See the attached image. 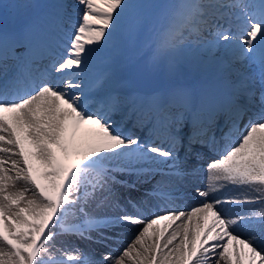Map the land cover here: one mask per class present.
Returning <instances> with one entry per match:
<instances>
[{"label": "snow or ice", "instance_id": "obj_1", "mask_svg": "<svg viewBox=\"0 0 264 264\" xmlns=\"http://www.w3.org/2000/svg\"><path fill=\"white\" fill-rule=\"evenodd\" d=\"M254 199L264 0L0 2V264H264V207H228ZM127 225L117 256L72 243Z\"/></svg>", "mask_w": 264, "mask_h": 264}, {"label": "bare ground", "instance_id": "obj_2", "mask_svg": "<svg viewBox=\"0 0 264 264\" xmlns=\"http://www.w3.org/2000/svg\"><path fill=\"white\" fill-rule=\"evenodd\" d=\"M1 2V1H0ZM7 3H12L14 0H7ZM133 126V125H132ZM130 127L132 131H135L133 127ZM138 130V129H136ZM139 131V130H138ZM206 157L198 168V174L194 177H190L188 180L185 181V191L183 192L180 199L175 200L174 203H170L168 205L169 208H179L180 210H185L190 206H194L198 204L199 199L195 196L194 190L199 188H204L205 184L210 185L211 180L208 175V168H207V160ZM24 182L21 181L19 183V187L23 186ZM222 188L225 187L223 182H221L220 185ZM227 188H230L231 191H226L225 193H222V195H229V196H235V195H243L244 192L241 190L240 193H237L235 190V186L228 185ZM144 189L141 188L140 192H143ZM28 195H31V193H28ZM133 195H138V193H133ZM229 208L234 209L235 211L239 212L240 214H246L248 211L252 209H259L261 207H264L258 200H253V203L251 204H236V205H228ZM163 210V209H161ZM150 211L155 212L157 211L156 208L150 209ZM147 215V213H145ZM142 227L141 225H127L125 227L119 228L115 230V235H113L112 230H108L104 232V235L108 236L109 238L107 240H104L102 242H96V234H93L92 240H79L77 239L76 242H74L72 238V243L80 246L82 248H85L91 252H94L97 258H99L103 253L111 252L113 256H117L121 250L126 247L128 244H130L139 228ZM240 235L241 238H247L248 236V230L241 229ZM255 239H264V237H254Z\"/></svg>", "mask_w": 264, "mask_h": 264}, {"label": "rangeland", "instance_id": "obj_3", "mask_svg": "<svg viewBox=\"0 0 264 264\" xmlns=\"http://www.w3.org/2000/svg\"><path fill=\"white\" fill-rule=\"evenodd\" d=\"M1 2H4V3H7L6 1L7 0H0ZM205 186H206V184H205ZM19 187V186H18ZM194 192H195V190H194ZM30 196V195H29ZM73 240H74V242H76L77 241V239L76 238H73Z\"/></svg>", "mask_w": 264, "mask_h": 264}]
</instances>
